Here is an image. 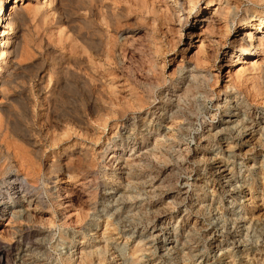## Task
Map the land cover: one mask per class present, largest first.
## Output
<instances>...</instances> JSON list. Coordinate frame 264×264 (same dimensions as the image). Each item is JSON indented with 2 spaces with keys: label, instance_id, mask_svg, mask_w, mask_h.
Masks as SVG:
<instances>
[{
  "label": "rangeland",
  "instance_id": "1",
  "mask_svg": "<svg viewBox=\"0 0 264 264\" xmlns=\"http://www.w3.org/2000/svg\"><path fill=\"white\" fill-rule=\"evenodd\" d=\"M257 34L264 0H4L0 264H264Z\"/></svg>",
  "mask_w": 264,
  "mask_h": 264
},
{
  "label": "bare ground",
  "instance_id": "2",
  "mask_svg": "<svg viewBox=\"0 0 264 264\" xmlns=\"http://www.w3.org/2000/svg\"><path fill=\"white\" fill-rule=\"evenodd\" d=\"M3 3H4V0H1L0 1V5H2L3 6ZM13 7V6H12ZM18 7V6H17ZM16 7V9H13V10H11L12 8H9V10H10V12L9 13H7V11L6 12H2L1 14L3 15V18H4V28H6V27H8V28H11L12 26H13V24H15V25H21V23L24 21V18H25V16H24V14H23V9L22 8H17ZM14 8V7H13ZM262 23V21L260 20V21H257V26H255L254 25V29L255 28H259V26H260V24ZM250 25V27H252L253 26V24L251 23V24H249ZM4 31V30H3ZM256 40H257V43H256V47H255V49L254 50H252V51H244V52H242L240 55H260L261 53V51H263L264 50V37H262V36H259L258 34L256 35ZM0 45H3L4 46V42H3V40L2 39H0ZM13 45V44H12ZM240 49V48H239ZM16 50V49H15ZM233 50V49H232ZM235 50H237V49H234L233 51H235ZM5 52V51H4ZM3 51H1L0 50V54H1V56H2V54L4 53ZM85 59H87V58H83V57H80V56H75L74 57V60L76 61V63L73 65V68L72 69H70V70H68L69 72V76H70V83H71V85H72V87H73V89H74V92L76 93V94H78L79 96H82L83 98H84V100H86V98H88V95H90V87L92 86L91 85V81H93V77L89 74V71H87V68L88 67H81V62L82 61H84ZM238 59H235V61H237ZM73 62V61H72ZM242 62H244V63H246L247 61H245V60H241L240 61V63H242ZM74 63V62H73ZM247 64V63H246ZM4 83V81L3 80H1L0 81V85L1 84H3ZM7 83V82H6ZM3 88V87H2ZM3 90V89H2ZM11 98V97H10ZM76 98V97H75ZM90 100V99H89ZM82 102H83V106L85 107L86 106V102L85 101H83L82 100ZM81 102V103H82ZM78 104L76 103V101H74V103H73V106H74V112L77 114L78 112H79V105L77 106ZM88 106V105H87ZM86 106V107H87ZM4 108V107H3ZM1 109V108H0ZM5 109V108H4ZM88 109V108H87ZM81 110V109H80ZM85 110V109H84ZM3 111V110H2ZM58 111V110H57ZM56 111V112H57ZM5 114V113H4ZM3 114V115H4ZM76 114L75 115H70V117L72 118V119H74V120H76L78 123L81 121V120H79V117H77L76 116ZM83 114V113H82ZM81 114V115H82ZM85 114V113H84ZM87 116V115H86ZM81 117V116H80ZM83 118V117H82ZM92 118V117H91ZM14 132V131H13ZM10 134V133H9ZM27 135L28 134H23V136H22V139L24 138L25 140H28L27 142H30V140H29V138L27 137ZM3 137H4V134L2 135ZM8 136H10V138H12L11 140H17V139H15V138H17L18 137V134H15V133H12V134H10V135H8ZM20 137V136H19ZM4 139H5V137H4ZM13 140V141H14ZM0 141H2V139L0 138ZM5 141H7V140H5ZM8 141H9V137H8ZM33 141V140H32ZM13 143V142H12ZM11 144V143H10ZM14 145V144H13ZM14 147V146H13ZM9 147L8 146H6L5 147V154L7 155V156H14V157H16L17 156V154L16 153H14V152H10L9 151V149H8ZM11 148H12V144H11ZM23 148V147H22ZM36 149H37V147H36ZM33 150V149H32ZM31 150V151H32ZM35 151V150H34ZM33 151V152H34ZM37 151V150H36ZM23 152V151H22ZM21 152V153H22ZM25 152H27V151H25ZM18 153V152H17ZM18 154H20V153H18ZM27 154V153H26ZM20 159V158H19ZM18 159V160H19ZM23 159H25V158H23ZM21 162V161H20ZM26 162V161H25ZM21 163H23V161L21 162ZM11 178H12V176H11ZM16 179L17 178H12L11 179V181H9V183L8 184H10V190H13L14 192H13V194L14 193H17V191H15L16 190V186H15V184H16ZM21 180V179H20ZM7 185V184H6ZM20 186V185H19ZM1 192V191H0ZM2 197H0V205H2L3 204V202H5L4 201V198L6 197V194H4L3 192H2ZM2 202V203H1ZM9 254V253H8ZM4 252L0 255V256H3L4 257ZM7 256V255H6Z\"/></svg>",
  "mask_w": 264,
  "mask_h": 264
}]
</instances>
